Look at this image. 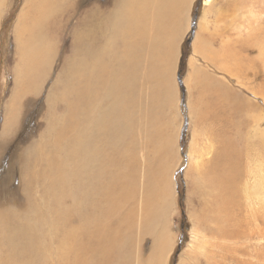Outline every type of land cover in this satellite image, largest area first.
I'll return each mask as SVG.
<instances>
[{"label": "bare ground", "instance_id": "6f19581e", "mask_svg": "<svg viewBox=\"0 0 264 264\" xmlns=\"http://www.w3.org/2000/svg\"><path fill=\"white\" fill-rule=\"evenodd\" d=\"M161 1L168 6L160 15L161 9L156 4ZM183 1L113 0L109 12L96 6L89 7L80 20L70 23L75 0H26L13 34L19 61L13 67L15 75L9 100L33 92L34 87L40 88L39 80L47 78L57 56L54 45L64 43L58 36L62 29L67 31L66 23H70L71 30L65 37L70 34L71 41L62 47L70 54L64 67L61 66L63 70L59 68L62 70L60 75L54 77L56 80L49 94L48 90L46 92L45 114L40 116L44 126L48 123L46 131L50 133V138L41 142L46 154L20 157L19 170L27 179L25 185L34 179L40 180L39 203L42 206L32 203V198L23 194L26 198L24 215L17 218L10 211L0 215V242H5L6 248V256L0 254V264H129L136 234L151 237L158 250V222L168 203L166 187L159 185L163 178L158 171L163 139L156 127L157 120L152 121L151 116L158 111L162 100V82L158 83L161 79L158 80L156 72L165 53L161 40L169 20L171 25V17H175L172 5H176L175 9H182ZM202 1L209 8L213 2ZM3 6L4 0H0V16ZM253 16L250 12V17ZM256 29L249 40H241V48L247 46L257 50L255 58L247 62L254 73L259 68L264 75V25ZM202 36L199 37L196 31L192 46L197 41L200 43L197 45L202 44L205 49L210 38L207 28ZM145 54L149 56L144 77L140 70ZM223 91L227 97L236 96L224 86L219 92ZM253 93L252 97L258 96L264 106V86H258ZM238 97L232 109L229 104H220L223 111L228 107L234 112L222 123V126L230 127L232 134L220 135L211 161L206 163L208 168L205 170L197 165V170L203 169V173H196L194 182L197 190L211 197L205 209L202 203L201 210L215 215L214 223L219 229L212 234L228 241L240 236L247 242L248 255L238 264H264V232L261 230L264 226V131L250 127L252 120L253 123L262 120V111L254 99L251 102ZM17 105L12 103L4 110L5 132L19 123ZM244 117L243 122L232 125L233 118ZM139 131H145L150 158L146 178L141 181L142 210L137 227L134 224V199L138 190L134 187V157L129 152L138 148L135 134ZM123 159L127 161L125 171L116 167ZM35 162H40L41 166V169H35L36 172L33 170ZM242 172L249 174L252 180L236 187L240 180L242 182ZM11 178L12 175L1 182L0 189L4 194H0V203L13 196L6 193ZM59 199L69 204L57 205ZM243 204L244 214H240L238 222L239 219H232L230 210ZM114 215L118 220L116 227L112 228L109 224ZM73 223L77 225L71 229ZM229 223L233 229L239 226V231L230 233ZM51 244L55 245L53 256L46 257L44 251ZM205 245L202 242L195 248L204 251ZM197 257L193 255L191 258ZM212 257L210 253L206 264H216Z\"/></svg>", "mask_w": 264, "mask_h": 264}, {"label": "rangeland", "instance_id": "374dc122", "mask_svg": "<svg viewBox=\"0 0 264 264\" xmlns=\"http://www.w3.org/2000/svg\"><path fill=\"white\" fill-rule=\"evenodd\" d=\"M112 1L75 0V11L73 20L70 23L80 20L89 7L96 6L103 12H109L112 7ZM183 3L182 9H175L176 5H172L171 11L175 17H171V25V20H169L170 22L161 40L164 49L163 53H165L162 55L163 59L159 60L162 65L158 63V67L161 65L160 69L156 68L157 75L160 76H158V80L161 79L158 83L162 82L160 84L162 100L158 104L159 109H161L155 111L157 113L151 116L152 121L157 120L158 123L155 121L156 127L161 133V139H163L161 152L163 151L164 153L160 152L162 161L161 164H158V171L161 172L160 174H162L161 177L163 178L159 180V185L163 184L166 187L165 196L168 205L164 216L158 222V232H160L158 250L157 246H154L151 237H139L136 234L131 247L132 255L129 264H206L210 253L213 254L212 261L216 264H238L246 257L245 255H248L249 247H247V242L241 239L240 236L228 241L227 239L218 238L216 234H212L219 229L214 223L215 215L214 213H209L208 210L205 212L201 210L202 203L205 209L208 201H211V197L205 195L201 190H197L194 176L203 173L204 167L205 170L208 168L206 163L211 161L213 151L218 146L220 135L223 133L232 134L230 127H226L223 124L224 128L222 123L224 119H228L231 112L233 116L234 112L233 110L230 112V109L226 106V111H223L221 103L229 104L228 106H231L232 109L234 103L237 102V96H240L238 97L240 99H249L251 102L255 100V103L260 108L259 111H262L260 115L262 120L253 123L251 119L250 127L253 130L257 128L264 131V106L259 102L261 99L258 96L252 97L255 88L264 86V75L259 72V68V71L255 70L254 73L249 63L252 58H255L257 50L247 46L241 48V40H249L250 36L256 32V28L258 27L259 29L260 25H264V0H213L210 8L204 6L202 0H184ZM25 4L26 0H4L3 11L0 16V185L4 179L12 175V178L7 182L9 191L6 193L8 195L13 194L12 197L1 200L0 215L10 211L17 218H20L26 212V198H23V194L30 196L32 203L42 206V203H39V201L41 202L40 180L34 179L25 185L27 179L25 180L19 170L22 164L20 157L28 156L29 154L33 156L35 153L37 156L46 154V151L41 147V142L49 139L50 133L46 131L48 123L44 126L40 116L45 114L46 92L48 90L49 94L50 89L54 85L53 81L62 72L63 68L61 66L64 67V61L70 54L67 48L62 46L64 44L65 46L69 45L71 41L70 34L65 37L71 30V25L64 22L66 23L67 31L64 32V29H62L60 36H58V39L62 38L64 43L54 45L57 56L47 78L39 80L41 84L39 91L34 87L33 92L28 91L19 98H15L16 100L14 101L13 99L9 100L15 75L13 67L19 61L13 34ZM166 6L168 5L163 1L156 4V7L161 9L160 15ZM169 6L171 7V5ZM137 7L140 9L139 6ZM250 12L254 14L253 17H250ZM200 26L201 28H198ZM204 26L208 29L210 37L207 46H204L205 49H203L202 44L197 45L200 44L197 41L195 42L196 45L192 46L196 31L199 37H203ZM152 33L154 34V32ZM248 36L249 38L247 39ZM239 49L241 50L239 51ZM244 50L248 55H246ZM237 54L239 59L236 57ZM145 55L144 65L140 70L141 74L144 73V77L148 71L146 70L148 69L146 63H148L147 56H149L148 54ZM228 59L229 61H226ZM240 59L244 65L239 61ZM248 59L249 61L247 62ZM163 60L165 61L163 62ZM245 67H248L250 71L245 70ZM59 68L62 70L60 71ZM239 68L242 69L239 70ZM223 86L232 91V93L234 92L236 96L227 97L224 91L220 93L219 90ZM205 88L207 90H204ZM209 90L210 93H208ZM210 94L211 96H209ZM166 97H169L168 100ZM12 103H15L16 107L19 104V123L16 127L10 128L8 132H5L4 110ZM253 113L252 111L251 114L254 115ZM53 115L55 116L54 113H52ZM244 119L246 118H238L237 120L233 118L232 125H235L237 121L243 122ZM144 125L145 123L142 126ZM43 128H45L44 131H42ZM135 135H137L135 144L138 148L135 150L131 149L129 154L134 157V187L138 190L134 199L136 204L134 210L136 221L134 224L139 227V218L142 210L140 204L142 203L141 181L144 182L146 178L150 157L147 150L145 131H139V134ZM35 148L36 151L33 150ZM133 152L136 157L132 154ZM198 164L203 167L202 171L197 170ZM116 167H120L121 171H125L127 169V161L121 160ZM39 168L41 169L40 162H35L33 170H38ZM240 178L242 182L240 180L236 187H241L246 181L252 180L249 174L243 172ZM27 187L32 192L26 190ZM0 194H4L1 189ZM12 199L13 202L10 201ZM62 200L64 199H59L57 205L67 206L69 204V202ZM97 208L99 209V205ZM244 210V204L242 207L235 205L230 210L232 219H239L238 222H240V214L243 215ZM58 212L61 213L60 211ZM115 215V218L111 219L109 224L112 228L117 225L118 217ZM75 224L71 225V229L74 228L73 226L76 227L77 224ZM227 228L230 233L239 231V226L233 229L230 223ZM261 230L264 232V226H261ZM202 242L206 243L204 251L195 248V245L197 246V244ZM49 248L44 251L47 252L46 257H49V255L53 256L55 245L53 244L50 250ZM5 252V242L1 241L0 254L5 255ZM193 255L198 257L192 259Z\"/></svg>", "mask_w": 264, "mask_h": 264}]
</instances>
